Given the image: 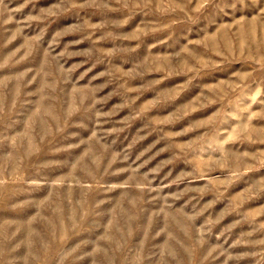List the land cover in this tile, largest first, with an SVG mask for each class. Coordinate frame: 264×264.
<instances>
[{"label": "rangeland", "instance_id": "obj_1", "mask_svg": "<svg viewBox=\"0 0 264 264\" xmlns=\"http://www.w3.org/2000/svg\"><path fill=\"white\" fill-rule=\"evenodd\" d=\"M0 264H264V0H0Z\"/></svg>", "mask_w": 264, "mask_h": 264}]
</instances>
